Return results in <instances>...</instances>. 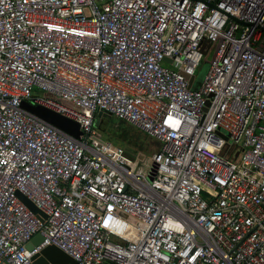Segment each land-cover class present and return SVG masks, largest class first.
Returning <instances> with one entry per match:
<instances>
[{
	"label": "built area",
	"instance_id": "2783aa9c",
	"mask_svg": "<svg viewBox=\"0 0 264 264\" xmlns=\"http://www.w3.org/2000/svg\"><path fill=\"white\" fill-rule=\"evenodd\" d=\"M100 111L159 143L146 170L100 138ZM49 246L73 264H264V0H0V264Z\"/></svg>",
	"mask_w": 264,
	"mask_h": 264
},
{
	"label": "rangeland",
	"instance_id": "374dc122",
	"mask_svg": "<svg viewBox=\"0 0 264 264\" xmlns=\"http://www.w3.org/2000/svg\"><path fill=\"white\" fill-rule=\"evenodd\" d=\"M162 65L164 67H168L167 64ZM206 67V62L202 61L194 74L195 83L198 84L200 82L205 73ZM33 94H41L42 96L46 97V94L41 92L38 93L36 90L33 91ZM95 122H97L96 129L101 139L106 140L114 145H119L126 152H130L131 154L133 153L132 155L135 156L134 161L136 163L135 168L138 169L139 167H142L143 170H146V164L149 163L148 157L159 149V143L156 140L143 135L135 128L112 117H110L109 120L108 118L105 119L103 117L96 118ZM118 122L121 123L123 128L117 125ZM219 132L225 135L224 132ZM119 136H123L125 141L121 142L119 140Z\"/></svg>",
	"mask_w": 264,
	"mask_h": 264
},
{
	"label": "water",
	"instance_id": "95a60500",
	"mask_svg": "<svg viewBox=\"0 0 264 264\" xmlns=\"http://www.w3.org/2000/svg\"><path fill=\"white\" fill-rule=\"evenodd\" d=\"M202 45L203 44H201V46ZM202 52L204 53L203 50ZM190 82H191V78H189V83ZM20 107L23 110L27 111L28 113L36 116L42 121L54 126L55 128L61 130L62 132L74 138H77L79 136L78 124L66 117L56 114L40 105L31 106L26 104L25 102H22ZM100 117L107 119L109 118V114L102 111L97 112L96 118H100ZM152 172L153 169L150 168V173ZM18 197L31 213L41 215V213L28 200H26L24 197L20 195H18ZM39 242H40V238L38 237L32 239L33 245H37ZM27 247L28 249H30L29 245ZM32 263L33 264H73V262L67 256H65L59 250L51 246L42 249L41 252L39 253V256L34 258Z\"/></svg>",
	"mask_w": 264,
	"mask_h": 264
},
{
	"label": "bare ground",
	"instance_id": "6f19581e",
	"mask_svg": "<svg viewBox=\"0 0 264 264\" xmlns=\"http://www.w3.org/2000/svg\"><path fill=\"white\" fill-rule=\"evenodd\" d=\"M36 90L38 93H44L46 94V97L51 100L52 102L58 104L59 106H62L64 108H70L72 110H75L76 112L80 113V114H87L86 110H84L83 108H81L80 106H77L75 104H72L68 101H65V100H62V99H59L51 94H49L48 92H45V91H41V90H38V89H34Z\"/></svg>",
	"mask_w": 264,
	"mask_h": 264
},
{
	"label": "trees",
	"instance_id": "16d2710c",
	"mask_svg": "<svg viewBox=\"0 0 264 264\" xmlns=\"http://www.w3.org/2000/svg\"><path fill=\"white\" fill-rule=\"evenodd\" d=\"M110 117H112V116H110ZM110 117H109V118H110ZM109 118H108V120H109ZM112 118H114V117H112ZM115 119H116V118H115ZM111 120H112V119H111ZM111 120H110V121H111ZM116 120H118V119H116ZM119 121H120V120H119ZM117 125L120 126L121 128H123V127L121 126V123L118 122ZM138 132H139V131H138ZM143 135H144V134H143ZM100 138H101V137H100ZM119 140H120L121 142H124V141H125V138H124L123 136H119ZM128 153H129L132 157L135 158V156L132 155L133 153H132V154H131L130 152H128Z\"/></svg>",
	"mask_w": 264,
	"mask_h": 264
}]
</instances>
